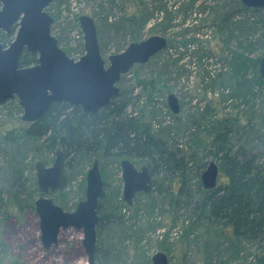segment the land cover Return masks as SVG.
Listing matches in <instances>:
<instances>
[{
  "label": "trees",
  "instance_id": "16d2710c",
  "mask_svg": "<svg viewBox=\"0 0 264 264\" xmlns=\"http://www.w3.org/2000/svg\"><path fill=\"white\" fill-rule=\"evenodd\" d=\"M139 1L142 3L138 5V14L126 18L134 31L150 23L152 17L160 21L156 27H162L164 32L181 29L177 39L182 41L172 39L168 46L178 56L175 64L180 61H185L188 66L195 64L191 45L197 40V35H206L211 28L215 34H219L221 49L225 53L226 72L220 71L215 76H209L206 89L214 95L218 93L219 103L231 101L244 107L242 114L214 117L212 112L215 107L208 106L203 111L206 115L202 120L209 118L210 121L205 128V135L203 132L198 133L202 141L196 147H191L197 148L195 154H191L177 145H170L164 137L155 134L151 123L128 114L129 104L122 93L97 113H86L79 106L54 102L34 123H26L21 117L19 119L23 125L20 127H1L0 158L3 160H0V172L3 178H0V184L4 182V185H0V203L9 199L5 205L9 208L12 206L10 210L16 211L24 210V204L30 201L29 207L35 209V195L40 190L36 177L29 182L25 171L28 166L32 171L36 170L34 160L39 157L45 163L44 153L55 154L58 149L63 150L69 168L76 166L73 164L76 158L91 160L100 157L116 159L117 163L123 159H137L146 162L153 177L163 174L169 177L170 184L165 197L169 205L190 213L192 221L187 225L200 233L192 243L203 248L202 255L198 254L190 264H264V98L261 100L258 94L264 93V79L259 72L261 57L255 60L249 57L256 52L252 45L254 39L259 44L257 50H264V12L248 8L239 0H224L223 3L219 0H185L180 4L175 1L171 6L165 0ZM104 20L109 22L108 17ZM124 21L112 23V27L118 33H126ZM18 29L17 24L11 35L1 33V42L5 46L9 45ZM132 33L129 31L128 35L137 40L136 32ZM233 45H237L236 51L232 50ZM203 55L211 60L213 54L209 56L203 52ZM19 63L21 67L36 65L38 54L25 50ZM213 63L208 61L206 64ZM252 68L255 70L253 78L250 75ZM11 103L15 104L19 114L23 113L19 102ZM5 106H0V110ZM208 110L211 114H208ZM41 147L45 151L41 152ZM32 154L33 159L30 158ZM200 154L213 158L219 166L220 178L214 189L206 190L200 181L194 191L190 187L192 168L197 167L200 173L207 165H198ZM24 181L30 183L29 194H26L28 200L21 198L24 196ZM66 181L64 176L61 190L66 188ZM154 191L163 194L155 183L151 193ZM103 199L104 193L102 202ZM151 202L157 207V202L153 199ZM118 207L127 208L120 201L119 206L109 212L117 215ZM101 208L100 201V214ZM103 220L104 216H100L99 226ZM124 224V221H118L115 226ZM126 229V237L120 239L123 246L127 241L132 240L138 245L143 240L142 228L135 230L131 225ZM190 230L188 234L191 239L193 233ZM3 247L0 242L2 252ZM160 248L168 250V239Z\"/></svg>",
  "mask_w": 264,
  "mask_h": 264
},
{
  "label": "rangeland",
  "instance_id": "374dc122",
  "mask_svg": "<svg viewBox=\"0 0 264 264\" xmlns=\"http://www.w3.org/2000/svg\"><path fill=\"white\" fill-rule=\"evenodd\" d=\"M175 1L180 4L179 2L182 3L185 0H165L170 6L174 5ZM219 1L224 2V0ZM141 3L139 0H54L47 11L54 18V24L51 28L52 34L59 40L60 47L74 59L85 54L82 46L83 41L82 44L78 43V36L82 34L79 18L83 15L94 18L102 55L106 60L111 55L124 52L131 43L143 41L152 36L165 37L168 46L172 39L177 42L182 41L180 38L177 39L179 37L177 33H180L181 29L176 28L164 32L162 27H156L160 21L154 17L142 29L137 28L134 31L126 18H132L138 14L137 8ZM105 17H108V23L105 22ZM192 18L194 19L195 16ZM204 18L205 16L202 17V19ZM122 19H125L126 33H118L116 28L112 27V23L122 21ZM207 26H210V23H207ZM129 31L133 32L132 35L136 32L137 40H133L130 34L128 35ZM201 35H197V40L191 45L195 64L188 66L185 61L175 64L178 56L167 46L146 64L134 66L118 84L124 100L129 104L128 114L151 123L155 134L164 137L170 145H177L184 152H191V154H195L197 150V148L191 147H196L202 141L198 133L203 132L205 135V128L210 121L209 118L202 120L206 115L203 111H206L208 106L215 107V111L212 112L214 117H218V115L230 117L242 114L244 110V107H239L235 102L219 103L218 93L214 95L215 93L206 89L209 76H215L220 71L226 72L225 53L221 49L220 36L215 34L213 28L209 29L206 35ZM252 45L256 52L250 54L249 57L253 60L262 57L264 50H257L259 44L255 42V39ZM232 50L236 51L237 45H233ZM203 52L209 56L213 54L212 59H207L204 55L201 56ZM208 61L214 62V65H207ZM254 74L255 70L252 68L250 74L252 78ZM169 94L176 95L180 103L181 110L176 118L167 103ZM258 94L262 100L264 93L258 92ZM13 101L18 102V99L8 101L4 104L6 105L4 109L0 110V129L3 125L7 128L23 125L19 119L23 113L19 114L15 104L11 103ZM40 151H45V149L41 147ZM44 154V164L48 167L52 166L55 154ZM33 156L32 154L30 158L33 159ZM96 159L100 161V170L104 180L103 193L105 194L103 202L102 197L99 200V204L100 201L102 203V214L99 212L98 214L104 216V220L100 226L97 225L96 264H152V256L159 251L168 255L169 264H190L196 260L198 254L202 255L203 248L201 249L200 246L192 243L195 236L200 233L191 225H187L192 221L190 213L186 212L185 209L179 210L177 208V210L170 206L168 198H165L170 184V179L165 174L153 177L154 183L163 192L162 195L154 191L148 194L150 196L147 199L146 196L148 195L139 193L131 206L125 204L127 208L119 209L118 207L117 215H114L109 211L113 207L119 206L120 201H123L120 163H117L116 159H102L100 157H94L91 160L76 158L73 161L75 167L69 168L66 163L64 173L67 180L66 188L45 196L52 198L65 211H75L78 204L86 198L87 173ZM199 160L198 165L205 163L207 165L201 169L200 173H198L197 167L192 168L190 187L193 191L198 182H201V176L208 164L215 161L213 158L204 157L202 154H200ZM39 161L43 162V158L39 157L34 160V163ZM131 161L138 168L147 165L145 161L137 159ZM25 177L30 182L33 177H36V170L32 171L28 166ZM0 178H3L1 172ZM28 181H24L25 186H23L22 191L24 196L21 197L24 200H28L26 196L29 194L30 183ZM1 182H3L2 179ZM0 185H4V182ZM177 188L178 183H176ZM41 196L43 194L37 193L35 200ZM152 199L157 202V207H154L155 204L151 202ZM8 201L9 199H4V202L0 203V242L4 245L3 252L0 250V264H88V256L83 246V230L76 228L61 230L58 244L47 250L42 243L40 217L36 209L29 207L30 201L24 202L26 205L24 210L16 211L10 210L12 206L9 208L5 205ZM108 216L111 218L109 219ZM118 221H124L125 224L115 226ZM131 225L135 230L139 228L144 230L140 229L143 240L138 245L132 240L127 241L124 246L129 247L125 248L120 243V239L123 236L126 237L124 230ZM188 230L193 233L191 239ZM167 239L169 248L164 251L160 246Z\"/></svg>",
  "mask_w": 264,
  "mask_h": 264
},
{
  "label": "water",
  "instance_id": "95a60500",
  "mask_svg": "<svg viewBox=\"0 0 264 264\" xmlns=\"http://www.w3.org/2000/svg\"><path fill=\"white\" fill-rule=\"evenodd\" d=\"M248 8L264 12V0H239ZM54 0H0V34L11 35L18 24L14 40L5 46L0 39V106L9 100L18 99L23 109L22 120L26 123L38 121L54 102H65L81 107L86 113H97L118 97V86L122 77L134 66L146 64L168 46L163 36H152L133 42L127 49L109 56L102 55L98 29L93 17L83 15L80 25L84 34L85 55L75 61L59 46L52 35L54 18L47 8ZM27 50L38 54V64L21 67L20 58ZM260 74L264 79V55L260 60ZM168 106L175 115L180 113L178 98L169 94ZM67 158L58 149L52 166L39 161L35 164L36 181L40 193L35 209L40 217L42 243L45 249L58 244L61 230L76 228L83 230V246L88 264H96L97 225L99 200L104 191V180L100 161L96 159L87 173L85 200L75 211L68 212L57 205L46 194L58 192L63 185ZM123 180V202L131 206L139 193L150 194L154 189V178L150 167L138 168L130 159L121 161ZM220 170L216 161H211L201 176L206 190L217 187ZM152 264H169L168 255L159 251L152 256Z\"/></svg>",
  "mask_w": 264,
  "mask_h": 264
},
{
  "label": "built area",
  "instance_id": "2783aa9c",
  "mask_svg": "<svg viewBox=\"0 0 264 264\" xmlns=\"http://www.w3.org/2000/svg\"><path fill=\"white\" fill-rule=\"evenodd\" d=\"M78 39H79V40H78V43L81 44V42L83 41V36H82V34L78 36ZM79 57H80V56H79ZM79 57H78V58H79ZM78 58H77V59H78Z\"/></svg>",
  "mask_w": 264,
  "mask_h": 264
}]
</instances>
